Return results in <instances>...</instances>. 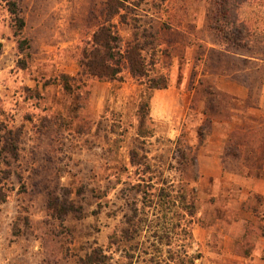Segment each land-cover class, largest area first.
I'll return each instance as SVG.
<instances>
[{"label":"rangeland","instance_id":"374dc122","mask_svg":"<svg viewBox=\"0 0 264 264\" xmlns=\"http://www.w3.org/2000/svg\"><path fill=\"white\" fill-rule=\"evenodd\" d=\"M103 3L0 0V138H4L3 146L8 144V154L3 151L0 156V264L7 249L10 254H22L13 264H32L29 240L38 239L43 223L61 220L65 211L71 212V229L59 235L65 234L69 245L65 255L72 256L73 264H91L87 254L95 248H110L111 243L107 254L116 264H177L183 252L195 264H264L259 260L264 259V196L255 193V189L264 190V150L240 147L258 138L264 146V113L242 124L234 119L231 130L220 126L229 116V107L239 110L241 104L229 102L211 86L218 68L224 67L218 79L244 85L238 87L237 95L248 88L250 97H258L264 95L259 84L264 71L258 69L259 62L235 61L204 48L196 33L202 25L212 39L210 27H217L221 38L231 36V25L238 21L245 26L241 38L251 36L258 45V32L264 30V0H130L139 9L129 6L109 21ZM183 15L188 18L182 19ZM202 17L205 22L200 23ZM104 23L120 35L124 49L134 45L138 53L143 50L142 75L134 78L128 70L123 73L125 81H135V95L143 97L140 103L121 99L126 92L118 83L104 93L105 85L93 87L86 74H79L89 40ZM240 52L256 58L264 49ZM63 74L69 75L65 83L60 81ZM166 82L178 85L185 95L191 96L195 88V94L212 95L205 107L216 122L211 125L214 119L195 115L187 101L182 104L186 111L180 109L168 126L171 135L181 134L178 139H157L151 145L138 141V169L132 177L123 174L111 181L114 172L125 166L124 161L115 160L112 166L101 163L97 182L93 168L80 164L81 132L91 125L88 115L82 114V104L90 110V97L99 88L97 93L107 97L100 107L101 117L114 122L121 118L127 127L136 125L140 121L137 107L148 112L151 86ZM97 102L95 98L96 108ZM255 102L251 99L248 106ZM139 117L145 135L156 125L160 128L148 113L144 119L142 114ZM49 128L56 132L49 135ZM15 146L20 149L16 161L11 158ZM148 151L151 157L145 155ZM138 178L143 184L136 189L154 201L153 206L140 205L136 218L135 201L127 205L129 226L115 206L123 204L119 198L130 193L131 185L118 189L117 180L136 184ZM170 185L174 191L170 205L174 206L156 197ZM187 206L192 207V216ZM123 228L138 232H132L133 239L127 242ZM48 250H57V257L62 254L53 244ZM43 257L39 261L46 264ZM55 257L48 259L50 264H60Z\"/></svg>","mask_w":264,"mask_h":264},{"label":"crops","instance_id":"0c3cea01","mask_svg":"<svg viewBox=\"0 0 264 264\" xmlns=\"http://www.w3.org/2000/svg\"><path fill=\"white\" fill-rule=\"evenodd\" d=\"M128 6H134L131 3H127ZM148 15V14H147ZM150 17H154L153 15L150 14ZM187 15H183L182 19H187ZM205 22V18L202 17V20H200V23ZM264 22V20H263ZM214 28V29H213ZM208 29V28H207ZM260 30V29H259ZM258 30V31H259ZM209 33H211L212 38H210L207 35L206 27L205 26H198L196 28V33L199 35V43L201 46L204 48H208L209 50H215L218 51L227 57L232 58L235 61H243L244 60H249L252 62H259L261 63L260 66H258V69L260 68L262 71H264V58H263V53L260 52L259 56L256 58H250L247 56H244L243 53L240 51H252V50H263L264 49V30L262 32H258L259 38H257V43L258 45H255L254 39L253 42L251 43V48L245 47L244 45L236 46V47H231L227 42L221 38V32L218 31L216 27H210L208 30ZM215 38V39H214ZM246 39V38H245ZM235 49V51H231ZM239 50V52H238ZM230 55V56H229ZM220 69V70H219ZM227 70V68H226ZM225 71L224 67L218 68L217 70V76L216 79L212 82L213 84L211 85L212 87L215 88V90L222 92L224 94L225 98L228 99L229 102L231 101H238L240 102L241 106L239 107V110H233L232 105L229 107V116L224 117V124L220 123V126H225L228 127L229 130L232 129V122L234 119L238 118L239 123L241 121V124L243 123L244 120H247L250 116H255V117H260L264 113V95H259L250 97L249 96V89H245L241 95H237V89L238 87L243 88L245 87L239 82H230L225 83L223 79H218L220 76L222 77L223 74L222 72ZM92 82V85L94 87V84H99V85H105L104 88V93L107 90L106 87H112L114 84L118 83L119 85L123 86L122 91L126 92L121 96V99L125 100H130V101H137V103H140L142 101L143 97L140 95H135L136 94V88L135 87V81H99L97 79H90ZM129 82V83H128ZM200 83V82H199ZM262 92H264V79H262L259 82ZM138 87L140 85H137ZM144 86V85H142ZM235 88V89H234ZM246 88V87H245ZM99 88L94 89V96L90 97L91 100V105L92 108L86 111L85 106L82 104V114L88 115V117L91 120V125H88L86 127V130H83L81 132V144H80V164L81 166H90L93 168L91 170V174L94 175L95 180L99 179V170H100V165L101 163H105L107 166H112L114 165L115 160H121L124 161L125 166H120L119 169L116 170V174L114 175V178H111V181H114L117 179V177H121L123 174L132 177L134 172L138 169L137 163H136V158H137V153L141 150L140 146L137 144L138 141H143L146 144L151 145V141H156L157 139L163 141L171 139L174 141L175 139H178L181 134L178 133V135H171L170 131L168 130V126L171 123L174 115L180 110L183 109V112L186 111V104L187 101L191 103L193 106H189V109H192L191 111L197 115L198 117H209L211 119H216V116H214L212 111L209 109L207 110L205 107V104L209 102L212 98V95H199L195 94L196 88L193 90V94L190 95H185L183 89L179 88L178 85H172L169 86L168 88L164 89H154L152 93L149 96L148 99V117L152 122H157L160 124V128L157 129L156 125V130H152L151 134L145 135L141 131H143L142 128V119H140L139 115H143L141 111V105L137 107V110L135 111V114H137L139 118V122L137 121L136 125L135 124H130L128 127L127 125H124V122L121 118L117 122H114L112 120H108L107 117H101V111L100 107L104 105L105 100L107 99L105 94H99L97 93ZM134 90H136L134 92ZM129 92V93H127ZM90 93L91 89H90ZM97 98L98 102L96 104L97 108L93 106V101ZM255 98L256 102L253 103L250 107L248 106V102ZM104 107V106H103ZM188 109V108H187ZM212 120L211 125H213L216 121ZM103 124H101V121ZM49 135L54 134L56 132L55 128H49L48 129ZM198 133V132H197ZM210 135L211 134L210 132ZM178 137V138H177ZM261 138H258V141L256 143H251V144H240L241 149L243 150H248V151H258V150H264V146L261 145ZM56 145V144H54ZM49 147H52L49 144ZM67 149V145L66 148ZM103 154V155H102ZM145 155H148L151 157L150 152H146ZM151 159V158H150ZM111 163V164H110ZM99 168V169H97ZM110 167L109 169H111ZM124 168V169H120ZM121 175V176H119ZM100 180V179H99ZM97 180V182L99 181ZM138 181L136 184L141 183L140 179H137ZM259 180V179H257ZM119 188L121 187H127V185H135V183L127 184L125 180L118 179L117 180ZM262 181V180H260ZM256 183V182H255ZM255 193L264 196V190H258L255 189ZM123 204H119L117 209L119 210L118 212L120 215L125 217L127 213V200L124 196H120L119 198ZM115 204V202H113ZM71 214V212H63V218L60 220L59 218H55L56 220H52V222H47L43 223L41 230H39V238L36 239H31L29 240L32 243V264H42V261H39L40 256H44L43 260L45 261L44 263L50 264V261L48 260L52 255L58 259L56 262L60 264H73V258L70 255L67 257L65 255L67 253V249L69 245L67 244L65 234L59 235L60 231H69L71 229V223L69 222L68 215ZM85 214L88 215L89 211H85ZM120 216V217H121ZM51 219V217H50ZM58 221L59 223H57ZM59 225V226H58ZM58 229V230H57ZM62 229V230H60ZM104 228H101V231H104ZM107 229V227H106ZM37 233V232H35ZM264 239V237H262ZM50 244H53L56 246V249L61 250V256L57 257L55 252H50L48 250V246ZM15 245V244H14ZM21 245V244H20ZM20 249V248H19ZM18 249V252H19ZM66 252V253H65ZM22 256L17 254H10L9 250H6V258L2 256V264H13L15 262V258L20 259ZM260 261H264V259L259 258ZM55 262V261H54ZM21 262H18L20 264ZM81 264V263H80Z\"/></svg>","mask_w":264,"mask_h":264},{"label":"trees","instance_id":"16d2710c","mask_svg":"<svg viewBox=\"0 0 264 264\" xmlns=\"http://www.w3.org/2000/svg\"><path fill=\"white\" fill-rule=\"evenodd\" d=\"M246 1V0H245ZM126 2H130V0H104L103 6L105 15L108 19H105L106 21L109 19L113 20L116 16H118L121 11L124 9H129V6L126 4ZM147 3V2H146ZM142 3V4H146ZM135 9H139V6H134ZM147 12L149 10H146ZM225 17V15H224ZM218 22L221 21L220 18L217 20ZM22 26H24V22L21 19ZM232 26V34L231 36H223V40L227 42L231 47H236L240 45H244L245 47L251 48V43L253 40L251 39V36H248L246 39L241 38V36H244L245 26L243 23H240L237 21ZM217 28V27H216ZM218 29V28H217ZM219 30V29H218ZM220 31V30H219ZM236 35V36H235ZM89 50L87 49L84 54V59L80 61V68H82L81 72L79 74H86V76L89 79H97L99 81H120L123 82L126 80L125 76H123V73L128 70L130 75L134 78H139L142 74L141 71L144 67L142 61H143V50H139V53L136 51L138 48L137 46H129L128 48L124 49L121 45V38L120 35L117 32H114L110 27H108L105 23L100 25L98 29L94 32L92 38L89 40ZM264 56V54H263ZM251 58V57H250ZM249 60H244V63H246ZM69 75H62L61 78L63 83H65V78H68ZM64 78V79H63ZM75 77H71L72 80H74ZM88 82V81H87ZM79 85V84H78ZM68 88H73L72 85L67 86ZM79 88V86H76ZM169 84L168 82L164 84H156L152 85L151 89H164L168 88ZM71 92H73L71 90ZM142 109V107H141ZM143 111V110H142ZM142 118H145V115L148 112H142ZM23 133V132H22ZM3 140L4 138H0V156L3 154V151L8 154L7 146L8 144L5 142L3 146ZM18 146V145H17ZM15 146V152L11 154V158L16 161L19 158V147ZM8 160V158H7ZM10 163V160H8ZM143 183H138L137 185H131L130 193H128L125 198L127 200L128 206H132V201H135V208H134V215L135 218L137 217V214L140 213V205H143V207L147 206H153V199L150 198L147 200V193H145L143 190L136 189V187L140 188L139 186ZM168 184V183H167ZM136 191L135 196L132 195V192ZM166 191V192H165ZM173 188L170 185L167 190L164 188L160 190L159 194L156 196L158 199L164 202L166 205L171 204V193H173ZM143 195V196H142ZM175 203V201L173 200ZM170 206H174L170 205ZM143 209V208H142ZM141 209V210H142ZM186 211H189V214L192 216V207L187 206L185 208ZM140 211V212H139ZM126 218V225H129L132 220ZM130 226V225H129ZM128 226V227H129ZM137 229V228H136ZM133 232V235L138 232V230H132L130 228H123L122 234L125 239H127V242L133 237L131 236ZM115 244V242H113ZM110 248L113 246V244H109ZM110 248H95L91 254H87V259L91 260V264H116L114 261V258L112 254H107V252L110 251ZM131 248H133L131 246ZM127 253V252H126ZM179 253V252H177ZM129 258H133V255L129 254ZM173 258V257H172ZM86 264H89L87 261H85ZM177 264H195V260L188 257L187 252L180 253L178 256Z\"/></svg>","mask_w":264,"mask_h":264}]
</instances>
